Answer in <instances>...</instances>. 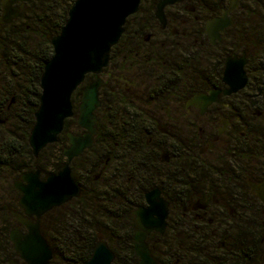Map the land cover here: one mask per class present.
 Wrapping results in <instances>:
<instances>
[{
  "label": "flooded vegetation",
  "instance_id": "flooded-vegetation-1",
  "mask_svg": "<svg viewBox=\"0 0 264 264\" xmlns=\"http://www.w3.org/2000/svg\"><path fill=\"white\" fill-rule=\"evenodd\" d=\"M158 2L140 6L128 19L100 75L106 86L99 91L98 126L108 114L103 110L106 90L117 92L119 99L111 115L123 125L115 147L106 160L102 152L92 156L89 172L79 180L73 165L93 150L99 131L95 146L73 160L72 178L82 195L85 190L101 195L93 206L113 252L134 250V212L147 207V195L157 192L169 203L165 233L153 231L147 238L157 264H174L172 257L161 260L157 251L179 252L175 264H264V202L256 191L264 184V0H182L165 8L164 26L156 18ZM224 14L231 25L212 44L206 25ZM134 19L133 34L125 35ZM228 60L236 67L245 62L247 77L245 87L230 95L224 83ZM110 77L117 90L108 84ZM95 80L88 75L73 95L76 125L83 91ZM210 92L215 100L206 110L202 102H190ZM78 129L74 134L82 135ZM112 161L111 180L97 190L95 183ZM36 170L24 171L13 183L19 199L7 193L0 207L15 222L10 231L0 229V264H27L10 238L21 227L11 211L24 214L15 183ZM94 172L98 174L90 183ZM47 176L41 171V180ZM116 226L125 231L124 237L113 231Z\"/></svg>",
  "mask_w": 264,
  "mask_h": 264
},
{
  "label": "water",
  "instance_id": "water-1",
  "mask_svg": "<svg viewBox=\"0 0 264 264\" xmlns=\"http://www.w3.org/2000/svg\"><path fill=\"white\" fill-rule=\"evenodd\" d=\"M32 0H1L0 30L17 19L24 18L26 4ZM182 0H159L156 18L166 24L164 10ZM142 0H77L68 13V20L60 33L49 37L53 47V57L45 64L40 79L41 96L39 107L34 114L35 123L28 138L29 147L35 158L49 146L59 142L65 132L66 122L75 116L73 95L85 82L88 75L95 81L86 87L81 96L77 125L84 131L75 135L67 131L69 146L64 148L66 163L55 173L41 180V171L22 175L15 183L21 198L20 208L24 214L11 211L20 228L11 231L14 250L27 264H51L53 253L44 238L40 220L52 210L62 207L82 196V189L72 178L71 164L86 150L95 146L99 134L95 111L101 106L99 91L105 87L100 78L109 66L113 48L125 32L128 19L138 13ZM20 4V6H18ZM231 22L225 14L222 19L210 20L206 25V35L212 44L220 40V33ZM4 45L0 38V58ZM236 67L232 60L226 63L224 83L230 86L226 95L236 93L247 84L244 65ZM211 95L195 96L190 102L203 103V110L214 103ZM14 103V100L12 101ZM257 194L264 202V184L257 188ZM147 207L134 212V251L140 264H157L147 245V238L155 231L163 235L167 228L169 203L158 193L148 194ZM36 218V222L32 219ZM26 229V233L21 231ZM116 256L110 249L106 237L97 233V243L90 259L84 264H113Z\"/></svg>",
  "mask_w": 264,
  "mask_h": 264
},
{
  "label": "trees",
  "instance_id": "trees-1",
  "mask_svg": "<svg viewBox=\"0 0 264 264\" xmlns=\"http://www.w3.org/2000/svg\"><path fill=\"white\" fill-rule=\"evenodd\" d=\"M141 8H143L142 5ZM58 12L59 14H57ZM1 13L0 0V15ZM68 13L62 0H32L26 6L23 19H17L0 30V38L4 45L0 58V85L4 89L3 100L0 102V115L5 114L8 117L5 120L7 123H14L13 131L9 132L10 136L17 133L23 135L24 140H26V143L24 142L25 150L23 144L19 145L18 148L13 144L7 151L3 150L0 154V178L3 177L4 172L9 171L10 174L9 177L5 178L6 181L26 170L39 169L43 175H49V170L57 172L65 164L62 152H60L56 162H53L52 159L43 160V152L39 159H35L29 147L28 138L35 123L34 114L39 107L40 79L45 64L54 54L49 37L60 33L68 20L66 16ZM56 14L60 15L61 24H59V20L56 21ZM112 80L113 78L110 77L108 84L117 90V85ZM13 100L14 103H12ZM118 100L117 92L106 90L103 110L107 111L108 114L105 119L100 120L98 126L100 137L93 150L97 145L106 148L108 143L115 145L114 143L117 142V133L123 125L116 121L115 116L111 115L112 112L116 111ZM67 131H70L69 120L66 122L65 132ZM65 132L60 136L59 142L60 140L67 142ZM75 181L77 182L76 179ZM100 198L101 195L85 190L80 198L52 211H59L67 205H72L73 214L69 216L75 217L77 219L75 222L79 224L76 227L71 226L70 233L63 237V229L61 231L59 229H61L65 219L64 217L55 218L48 226L50 230H53V226L57 225L52 232L53 239L48 238L45 229L42 228L44 237L54 251L52 264H81L86 260V254L90 253L89 250L97 243L95 230L99 227L95 223L88 225L86 222L89 234L82 239L79 228H83L85 223L81 219L79 220L78 216L84 214L85 209L90 208L93 211L92 220L99 219L102 227L101 219L98 216L99 211L93 206V203H97ZM86 217L89 219L88 215ZM89 226L91 227L89 228ZM59 241L65 243V248H58ZM114 252L117 257L115 264H139L132 246L123 252L115 250Z\"/></svg>",
  "mask_w": 264,
  "mask_h": 264
},
{
  "label": "rangeland",
  "instance_id": "rangeland-1",
  "mask_svg": "<svg viewBox=\"0 0 264 264\" xmlns=\"http://www.w3.org/2000/svg\"><path fill=\"white\" fill-rule=\"evenodd\" d=\"M62 1L64 3V6L67 7V10L69 12L77 0H62ZM151 1L152 0H142L143 9L148 8ZM206 1H207V3L210 4L211 0H206ZM57 14H59V12ZM59 16L60 15L56 16V21L59 20ZM66 16L68 18V15H66ZM136 19H134V22L131 25H129V27L127 28L126 35L133 34V32L135 30L134 23H135ZM59 21H58L59 24H61V20H59ZM204 51L210 52V49L205 48ZM126 93H128V92H126ZM3 94H4V89L0 85V102H1V100H3V98H2ZM79 103H80L79 99L76 100V106H78ZM7 118L8 117L5 114L0 115V120H7ZM13 127H14L13 122L12 123L8 122L7 124H5L3 126L0 125V148H4V149H0V154L3 152V150L7 151V149L10 148V145H13V144L15 145L16 148H18L19 145L23 144V147L25 150L24 142L26 143V140H24L25 138L23 137V135L14 133L13 136L12 135L10 136L9 132L13 131ZM69 128H70V132H72V133H77L79 131L78 127L76 126V120L75 119L69 120ZM66 147H68V143L63 141V140H60V142L57 143L56 145H51V146L47 147L43 151V153H44L42 156L43 160L52 159L53 162L54 161L56 162L57 158L59 159L60 152H62L63 149ZM114 147H115V145L112 144V145H110V147H106L104 149L103 147H101V145H97L95 150L87 152L86 156H84L82 159L77 160L73 165L75 168L77 178L79 180H82L83 178H85L87 171L89 172L90 167H91V165L88 164V161H89V159H91L92 156H95L96 154L102 152L105 155L104 160H106L108 155L110 154V150H112ZM3 158H4V156H3ZM63 161L65 162L66 159L64 158ZM114 164L115 163L112 161L107 166L106 172L103 175V177L99 178L98 182L95 183V188L97 190L98 189L103 190L105 185L108 183V181L111 180V175L114 174V169H115ZM52 173L55 174V172L53 170H49V174H52ZM97 174H98V172H94V173L90 174V177H89L90 183H93L94 176H96ZM9 175H10L9 171H7V173L4 172L3 177L1 176V178H0V207H1V205L4 204V201H6V194L7 193H11V195H15L17 197L16 201L19 199L18 195H16L17 193L13 189H11V187H12L13 183L19 179L20 175H17L15 177H11V179L7 178L8 180L6 181L5 178L9 177ZM72 207H73L72 205L71 206L67 205L64 208H62L61 210L55 211V212H50L49 214H47L43 217V219L41 221V225H42V228L45 229V232H46L48 238L53 239L52 232H54V229L57 225L53 226V228H54L53 230H50L48 226L50 225V223L52 221H54L55 218L64 217V219H65L64 224L61 226V229H59L60 231L63 229L62 230L63 237H66L67 234L70 233V227L71 226H74V227H76L77 225L79 226V224L75 222V221H77V219L75 217H73L72 215H71V217L69 216L70 214H73V212H72L73 208ZM87 215L89 216V219H86ZM91 215H93V211L90 208H87V209H85L84 214L80 215L81 217L78 216V219L79 220L81 219L82 222L85 223L83 228H81V227L79 228L80 229V236L82 237V239L85 238V236L87 234H89V232L87 230L88 228L86 226V222L88 223V225L93 224V223L97 224V226L99 228H96V230H95L96 233H102V234L104 233V225H102V227H101L99 219H96L95 221H93L94 219L92 220ZM173 216H174V213L172 214V217ZM14 225H15V222L11 218H9L8 216H6L0 212V229L6 228V229H8V231H10V229ZM90 227L91 226H89V228ZM120 230H121V228L116 226L113 231H119V232H115V233H118L117 236L121 235V237H124L125 231L124 230L120 231ZM59 237H60V233H59ZM64 244H65L64 242L59 241L58 248H60V249H62V247L65 248L66 245H64ZM118 252H123V251L118 250ZM159 253L160 252L157 251L156 256L159 255V257H162V258H160L161 260H166L167 258L171 259V257H172L174 264L178 259H181V255L179 254V252H167V253H164V255H163V253L161 255ZM56 264H58V263H56Z\"/></svg>",
  "mask_w": 264,
  "mask_h": 264
}]
</instances>
